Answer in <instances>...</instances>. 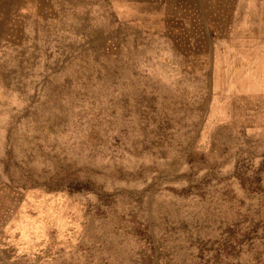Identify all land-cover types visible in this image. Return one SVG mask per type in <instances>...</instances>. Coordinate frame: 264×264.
Returning a JSON list of instances; mask_svg holds the SVG:
<instances>
[{
    "label": "rangeland",
    "instance_id": "rangeland-1",
    "mask_svg": "<svg viewBox=\"0 0 264 264\" xmlns=\"http://www.w3.org/2000/svg\"><path fill=\"white\" fill-rule=\"evenodd\" d=\"M263 9L0 0V264H264Z\"/></svg>",
    "mask_w": 264,
    "mask_h": 264
},
{
    "label": "crops",
    "instance_id": "crops-1",
    "mask_svg": "<svg viewBox=\"0 0 264 264\" xmlns=\"http://www.w3.org/2000/svg\"><path fill=\"white\" fill-rule=\"evenodd\" d=\"M262 11L264 12V9ZM242 13L243 12H239L238 15L242 16ZM263 24L264 23L262 22L261 28H259L260 31L264 30ZM259 29L254 27L252 31H257ZM253 37H258V35H254ZM239 46L243 47V48H241V50L247 49V50H249V52L246 53L245 55H243L242 53L238 55V53L236 52L234 57H233V55H231L229 57V55L227 54L228 58H250L251 56H252V58H259V60H261V68L260 69H261V71L264 72V42L251 43L249 46H248V44L239 45ZM224 58H225V56H224Z\"/></svg>",
    "mask_w": 264,
    "mask_h": 264
}]
</instances>
